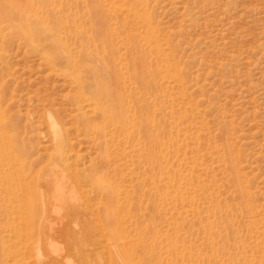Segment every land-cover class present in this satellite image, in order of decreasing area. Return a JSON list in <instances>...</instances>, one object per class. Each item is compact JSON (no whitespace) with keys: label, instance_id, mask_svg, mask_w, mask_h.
I'll return each instance as SVG.
<instances>
[{"label":"rangeland","instance_id":"rangeland-1","mask_svg":"<svg viewBox=\"0 0 264 264\" xmlns=\"http://www.w3.org/2000/svg\"><path fill=\"white\" fill-rule=\"evenodd\" d=\"M0 264H264V0H0Z\"/></svg>","mask_w":264,"mask_h":264},{"label":"bare ground","instance_id":"bare-ground-1","mask_svg":"<svg viewBox=\"0 0 264 264\" xmlns=\"http://www.w3.org/2000/svg\"><path fill=\"white\" fill-rule=\"evenodd\" d=\"M41 210V209H40Z\"/></svg>","mask_w":264,"mask_h":264}]
</instances>
